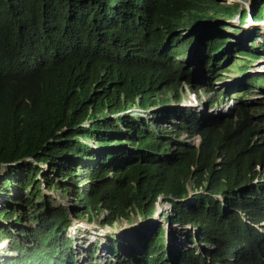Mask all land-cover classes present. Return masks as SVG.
I'll return each instance as SVG.
<instances>
[{
	"label": "trees",
	"instance_id": "1",
	"mask_svg": "<svg viewBox=\"0 0 264 264\" xmlns=\"http://www.w3.org/2000/svg\"><path fill=\"white\" fill-rule=\"evenodd\" d=\"M179 6L152 9L130 0H0V61L12 70L31 39H84L76 65L72 71L66 67L62 91L49 98L18 83L11 118L0 125V166H6L1 199L10 200L12 193L27 187L29 199L39 196L40 185L51 186L58 179L71 183L56 184L68 205L41 197L30 223L18 227L10 264H75L77 252L67 237L72 217L105 213L99 225L111 227L119 219L129 220L130 214L151 219L157 202L168 204L169 215L163 214L168 224L189 225L182 243L195 247L175 252L167 244V229L151 224L135 232V244L124 246L108 236L107 264H264V115H258L264 104L246 105L247 92L241 90L228 116L173 109V118L162 121L155 120L154 110L179 103L181 83H196L195 71L176 60L185 58L192 44L198 48L196 64L210 76L216 74L220 57L240 55L243 62H253L261 55L233 50L219 25L185 38L177 34L180 26L232 18L238 5L186 0L183 15H175ZM247 17L240 10V18ZM252 18L264 20L260 1L253 4ZM116 54L123 56L108 57ZM233 70L245 74L247 67ZM198 91L192 93L203 108L226 97L220 91L206 102ZM93 106L100 116L136 108L146 117L122 114L83 127L86 108ZM89 117L96 118V113ZM184 135L196 136L197 144L180 141ZM25 153L48 163L59 177L53 182L36 165L19 164ZM80 210L84 214L79 217ZM120 250L125 258L118 255Z\"/></svg>",
	"mask_w": 264,
	"mask_h": 264
},
{
	"label": "rangeland",
	"instance_id": "2",
	"mask_svg": "<svg viewBox=\"0 0 264 264\" xmlns=\"http://www.w3.org/2000/svg\"><path fill=\"white\" fill-rule=\"evenodd\" d=\"M220 0L221 6H229L231 4H239L240 7L243 9H249L251 11L253 6L254 0ZM219 3V1L217 0ZM220 25L223 26L224 29L222 31V36L227 37L229 39L228 46H234L237 52H249L254 53L256 55H261V58L259 60L250 62L245 61L243 62L240 55H236L235 58H227L225 56L223 60L221 57L218 58V60L215 62L217 65L216 74L214 76H210L208 73H205L204 71H201L199 68V63L196 64L195 58H196V46L190 47L189 52L185 58H181L178 56L176 60L185 61L186 65L189 66L190 69L195 71V80L196 83L188 87L184 83H181L182 86V93L179 103L173 102L166 107H158L154 110L156 111L155 120H169L172 119L173 115L171 114L173 109H190L193 110V112H199L202 110L201 107H195L194 103V97L192 92L195 90L198 91V96L202 101H210V96H213L215 98V95L220 92L224 91L226 93V96L233 98L234 103L239 99V95H235L241 90H246L247 97L243 100L246 105H249L251 108L258 107L260 104H264L261 102V100H264V21L262 23H255L251 18L247 19L244 22H241V20L236 17L232 19H226V18H218L215 21L211 22V24L207 22H203L201 27H208V26H214V25ZM234 51V53H237ZM228 53H231L230 56H234L233 51H229ZM242 65L244 68L247 67V71L245 74H240L237 71L233 70L234 68L237 69L238 66ZM204 74V75H203ZM252 78H258L255 85H248V82ZM244 79L243 82L241 80ZM214 91L213 93H210ZM218 99L217 105L214 106V110L218 111L222 107L223 99ZM162 109H166L169 111V114L162 113ZM172 109V110H171ZM134 113H139L140 111L136 110V108H132L131 111ZM94 113H99V111L95 110ZM161 113L160 117L158 115ZM145 114V113H143ZM258 114V113H257ZM100 116V114H98ZM122 115V113L120 114ZM258 115H264L263 110L259 111ZM113 115L107 116L113 117ZM103 117H99L98 120L103 119ZM258 118V117H257ZM261 124L264 126V120H260ZM94 121H84L83 126H89L93 124ZM167 128L169 126L165 124ZM64 130V129H63ZM180 141L186 140L191 141L193 143L198 142V138L196 136L189 137L187 135L181 136ZM94 147V146H93ZM106 149V148H105ZM111 148H107L106 150H111ZM96 150V149H95ZM28 162L35 163L34 159L32 157H28ZM6 166L2 165L0 166V179L3 177V175H6ZM38 168L41 170V175L45 176L46 178H52L53 182L56 178L55 174H52L50 166L48 163H42L38 165ZM66 167L64 166V169ZM42 178V177H41ZM59 182H54L53 188H56V190L50 191L51 187H47V185H40L41 191L43 192V195L49 196V202L53 201L55 205H68L69 203L66 202V200L61 197V191L59 187H56V184L59 185H68L70 186V182L68 179H63L62 181L58 179ZM31 188L27 187V189H23L22 192H14L11 195L12 198L9 200V198H0V213L3 211L9 212L14 211L12 215H10L11 220L4 221L0 219V224L2 227L0 229H3L4 235H7L5 232V228L7 225H13L15 227H19L18 225H14V219L17 217L16 212L22 214V222L23 224H29L30 220L28 219V214L32 212L33 208L36 204L40 203V198H30L27 199L28 193H30ZM199 191V190H198ZM19 198V204H17L14 208L13 205L16 202L15 200L17 197ZM24 200L28 201L26 202L28 205L24 204ZM156 215L148 220H143L139 215L130 214L129 220L126 219H119L113 223V225L101 227L99 225V221L102 219V217L105 215H100L99 217L94 214L91 215L90 218L87 216L81 217V218H75L72 217V223L69 226V229L67 231V237L72 241L74 248L77 252V264H107L108 255L110 253V248H108L110 244V240L108 239V236L112 240H116L117 242L119 240L125 242V244H129L130 241H133V243H136V234L135 232L137 230H142L146 226L151 224H158L159 228H165L167 229L166 234V240L168 245L171 247L172 250L175 252L178 250H182L184 248H192L195 247V244L193 245H184L182 241H185L183 235L188 228L190 229L189 225L180 228L177 225H170L166 222V220L163 218V214H166V217L169 215L168 211V204L167 203H156ZM84 214L83 210H80L78 212V216H82ZM8 215V216H9ZM12 223V224H11ZM20 225V226H21ZM124 244V246H126ZM200 247L201 244H199ZM109 250V253L107 252ZM87 255H92V258H87ZM118 255L126 257L125 250H120L118 252Z\"/></svg>",
	"mask_w": 264,
	"mask_h": 264
},
{
	"label": "clouds",
	"instance_id": "3",
	"mask_svg": "<svg viewBox=\"0 0 264 264\" xmlns=\"http://www.w3.org/2000/svg\"><path fill=\"white\" fill-rule=\"evenodd\" d=\"M185 1L186 0H130V2H132V4H134L135 6L146 5L147 7H149V8L151 7L152 9H157V8H160L161 6H164V5H166L168 8H170L173 6H177L179 4L180 5L179 9L175 13V15H178V14L183 15L184 12L182 11L183 10L182 6L184 5ZM198 1L199 0H197V2ZM207 1H209V2L216 1V3L219 6L222 5V4H220L221 3L220 0H218L219 3L217 2V0H207ZM257 1H260L261 5L264 4V0H254L253 4H254V2H257ZM240 2H241V0L239 1V3ZM233 5H238L239 13L232 18L238 17L241 20V22H244L240 18V10L244 9L248 13V17L245 19V21L249 18H251L253 20V18H252L253 6H252L251 11H249V9H245V8L242 9L239 4H231V5L226 6V7H232ZM221 7H225V6H221ZM232 18H228V19H232ZM215 20L216 19H212L210 21H203V22H207V23L211 24V22H213ZM153 21H154V19L152 20L151 24H153ZM203 22H201L200 24L194 25L193 27L191 25L189 28L180 26V28L177 30V34L181 35V38H185L188 35L198 34L199 31H201L204 28L213 27V26L201 27ZM253 22H255V21L253 20ZM262 22H255V23H262ZM216 25H214V26H216ZM221 27H223V26H221ZM223 29H224V27H223ZM223 29L221 30V34H222ZM173 38L174 37H172L171 39H173ZM225 38H227V37H225ZM31 40L33 42L32 44H31V42H27V43H25V47L21 48V54L19 55V57H21V56L22 57L20 58V60H19L20 64L16 69L12 70L0 61V125L2 123L7 124L11 118V114H12L13 108H14L13 98H14V93L17 90V84L18 83H24L29 89L39 91V92L45 94L46 96H48L49 98L56 97V95L60 91H62V89H63L64 72L66 70V67L69 66L71 68V71H72V69L76 65L78 59L81 57L79 54V53H81V51H80V48L78 46H80V43H81L80 41H84V39H82V38L72 39V40H68V41H62V40L55 38L54 41H49L47 39L42 38L41 36H38V39H31ZM194 40H197V39H194ZM49 43H51L52 46ZM228 44H229V39H228ZM193 46H194V44H192L190 47L193 48ZM188 52H187V54H188ZM122 56H123V54H116V55H109L108 57L109 58L111 57L110 59H113V58L122 57ZM108 57H106V58H108ZM87 58L88 57H86L85 59H87ZM24 69H26V70L24 71ZM193 97L195 100L194 101V103L196 105L195 107L197 108V107H199L198 102H197L194 95H193ZM2 98L4 100L3 102L1 101ZM223 98H225V99H223L222 107L220 110H218V111L214 110V106L217 105V103H218V99H215V101H212L210 104H208L204 108L201 107L202 110L200 111V113L203 114L204 116H208V117H221V116L230 115L231 110L235 107L234 106V104H235L234 99L230 98L228 96L223 97ZM219 99H222V98H219ZM93 108H94V106L86 108L87 116L85 117L84 121L87 120V121H94L95 122L96 120H98L99 117H102V116L98 115L99 113H96V118L89 117L90 115H92V111H95ZM136 110H138L140 112L139 113H134V112L131 113V112H129V111H131V109H129V110L125 111L124 113L123 112H121V113L122 114H130V115H134L137 117H146V114H143V113H145L144 111L139 110V109H136ZM121 113H114L113 117H108L107 119L116 118V117L120 116ZM111 115H113V113ZM106 117L107 116L103 117V119ZM82 126H83V123H82ZM83 127H87V126H83ZM63 129L65 130V128H63ZM63 129H62V131H64ZM28 157H29V154H26V153L23 154L22 158H21V162H19V164H21V163H32V162L24 161V160H27ZM34 161H35V159H34ZM42 163L43 162H41V163L35 162L32 164H34L38 167V165H40ZM44 185H47V184H44ZM70 186H71V184H70ZM47 187H51L50 191L56 190V188H53L52 185L51 186L47 185ZM42 195H43V192L41 191V187H40L39 196H34L31 198L32 199H34L35 197L40 198ZM42 197H46L47 200H49V196L44 195ZM27 199H29V198L27 197ZM16 202L14 203L13 208L17 204H19V202H17V203ZM26 202H28V201L24 200V204L28 205ZM13 213H14L13 210L9 211L6 213V215H4L3 217H0V219H2L4 221H9V220H11L10 215H12ZM16 215H17L16 218H19L20 222L15 221L16 220V218H15L14 219V222H15L14 225H18L19 227H21L22 226L21 225L22 214L16 212ZM29 215H30V213L28 214V217H29ZM1 225H0V228L2 227ZM0 232L2 233V235L0 236V264H10V261L14 258V254H13L12 249H11V241H12V238L17 235L18 227H15L13 225H7V227L5 228V232L7 233V235H4L3 229H0ZM122 244H125V242H123ZM129 244H133V241H130ZM125 245L127 246L128 244H125ZM120 256H122V255H120ZM87 258H88V255H87ZM76 260H77V257H76ZM75 264H77V263L75 262Z\"/></svg>",
	"mask_w": 264,
	"mask_h": 264
}]
</instances>
